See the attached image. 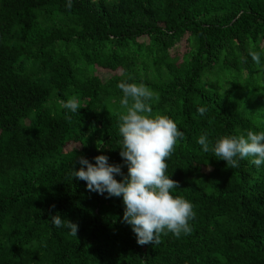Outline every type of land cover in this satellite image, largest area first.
<instances>
[{"label": "trees", "instance_id": "16d2710c", "mask_svg": "<svg viewBox=\"0 0 264 264\" xmlns=\"http://www.w3.org/2000/svg\"><path fill=\"white\" fill-rule=\"evenodd\" d=\"M67 3L0 0V264H264V164L229 168L197 143L264 132V0ZM120 82L158 93L153 114L184 133L166 174L194 206L190 234L139 245L122 196L71 175L99 155L127 175Z\"/></svg>", "mask_w": 264, "mask_h": 264}, {"label": "clouds", "instance_id": "9594fccd", "mask_svg": "<svg viewBox=\"0 0 264 264\" xmlns=\"http://www.w3.org/2000/svg\"><path fill=\"white\" fill-rule=\"evenodd\" d=\"M66 7L71 9V0H68ZM249 55L259 66L260 53L250 48ZM117 87L123 93L120 100L123 112L119 116L122 148L119 154L127 164V175L118 182L114 177L123 176L121 167L109 165L105 155L95 157V165L80 157L81 168L71 175L85 181L90 192L100 195L107 193L108 197L122 196L125 206L123 222L131 226L139 245L159 244L161 235L168 233L177 238L182 233L190 234L192 228L189 221L196 215L194 206L184 197L172 194L174 189L179 188V184L166 174V161L175 151L178 142L185 138L184 133L168 116L153 114L149 102L158 100L159 96L148 86L143 83L120 82ZM63 107L73 114L79 113L81 109L76 96L63 103ZM206 110L205 107H199L197 112L203 115ZM197 143L204 153L213 152L229 168H238V159L245 158H253L251 163L257 167L264 164V132L249 130L246 136H224L214 146L207 134H204L198 138ZM51 219L57 228L67 227L70 235L77 236V224L62 219L60 215Z\"/></svg>", "mask_w": 264, "mask_h": 264}, {"label": "rangeland", "instance_id": "374dc122", "mask_svg": "<svg viewBox=\"0 0 264 264\" xmlns=\"http://www.w3.org/2000/svg\"><path fill=\"white\" fill-rule=\"evenodd\" d=\"M144 40L146 41L145 38H144ZM180 52H184V50L181 49ZM98 75L102 78L103 81H106L109 77V73L105 70H99Z\"/></svg>", "mask_w": 264, "mask_h": 264}]
</instances>
